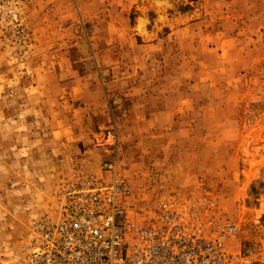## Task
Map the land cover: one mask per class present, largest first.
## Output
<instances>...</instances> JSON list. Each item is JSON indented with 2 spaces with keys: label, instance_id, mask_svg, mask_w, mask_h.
Returning a JSON list of instances; mask_svg holds the SVG:
<instances>
[{
  "label": "rangeland",
  "instance_id": "obj_1",
  "mask_svg": "<svg viewBox=\"0 0 264 264\" xmlns=\"http://www.w3.org/2000/svg\"><path fill=\"white\" fill-rule=\"evenodd\" d=\"M114 172L129 217L193 202L264 264V0H0V264Z\"/></svg>",
  "mask_w": 264,
  "mask_h": 264
},
{
  "label": "built area",
  "instance_id": "obj_2",
  "mask_svg": "<svg viewBox=\"0 0 264 264\" xmlns=\"http://www.w3.org/2000/svg\"><path fill=\"white\" fill-rule=\"evenodd\" d=\"M114 175L110 183L79 173L65 180L55 216L33 220L28 264H254L234 243L235 222L193 202L161 201L129 217L122 197L130 191Z\"/></svg>",
  "mask_w": 264,
  "mask_h": 264
}]
</instances>
